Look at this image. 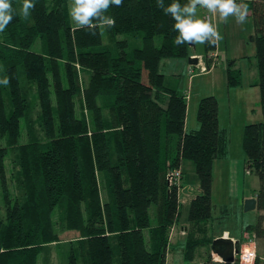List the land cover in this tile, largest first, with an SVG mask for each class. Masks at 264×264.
Masks as SVG:
<instances>
[{"label":"trees","instance_id":"obj_1","mask_svg":"<svg viewBox=\"0 0 264 264\" xmlns=\"http://www.w3.org/2000/svg\"><path fill=\"white\" fill-rule=\"evenodd\" d=\"M18 2L22 4L10 0L16 15L0 40V79L10 77L8 86L0 84V133L8 146L18 148L20 161V194H15L5 169L8 150L0 147L5 206L0 264H38L44 245L58 242L65 231L79 232L86 264H167L170 232L182 214L180 186H170L167 174L181 169L184 161L195 164L200 184L185 227L184 261L211 256L213 170L216 160L228 155L229 132L220 125L214 95L201 98L199 128L186 131V95L168 85L161 72L163 60L191 57L189 45L174 43V21L156 8L155 0H123L107 13L116 21L107 28L114 39L110 47L102 27L94 36L73 28L58 11L57 0L52 7L47 0H34L29 17L20 14ZM171 2L165 0V5ZM247 5L258 63L253 85L260 88L263 121L245 126L243 148L249 171L260 181L257 209L264 212V0H248ZM121 35L128 37L118 39ZM38 38L44 41V53L32 50ZM132 38L141 46L131 47ZM204 46L210 62L217 45ZM82 73L88 75L85 83ZM227 73L229 87L242 84L240 71L230 66ZM28 83L36 88L46 139L33 133L20 144L21 123L29 111ZM77 98L91 113V122L87 115H77ZM100 173L107 178L106 201ZM58 210L57 222L53 216ZM247 229L261 246L254 264H264V214ZM68 264H80L74 249Z\"/></svg>","mask_w":264,"mask_h":264},{"label":"rangeland","instance_id":"obj_2","mask_svg":"<svg viewBox=\"0 0 264 264\" xmlns=\"http://www.w3.org/2000/svg\"><path fill=\"white\" fill-rule=\"evenodd\" d=\"M50 7L54 0H47ZM59 4L58 11L63 14L65 19H68L70 25L75 28L71 18L68 15V6L71 0H57ZM248 0H241V3L247 4ZM20 8L22 4L18 2ZM200 11L202 9H199ZM204 11H201V13ZM198 13L202 18L204 15ZM210 22H212L211 14ZM251 27L253 32L247 36L245 39L246 47L243 48L245 54L244 59H240L238 66L243 72V85L245 90L242 92L243 96H237L234 89H230V94H228L229 89L226 84V69L229 64V57H226V52L223 50L226 42L229 44L233 42L234 39L239 40L241 34V27L239 24H231L225 28L224 24L220 23L218 25V30L220 31L223 39L221 42L222 49L220 51V62L216 69L212 72L206 74H196L193 77L190 76L189 70L191 69V64L189 59L185 58H169L162 62L161 72L166 75L167 84L177 86V88L186 95L188 104V121L189 123H197V113L198 106L201 98L205 96L214 95L221 100L222 104V124L229 128L230 132V142H229V153L226 159L219 160L216 163L214 170V182H213V193L212 201L214 204V222L210 226L211 234L215 236V239L221 236H225V232L228 231V237L238 238L240 240L241 247H249L253 234L248 228L249 225H255L258 223L263 211L245 210V202L247 199L256 198L257 192L260 187L259 178L251 173L247 165V155L243 148V134L244 129L247 124L258 123L263 121V113L261 106V95L260 88L255 86V89L250 88L252 81L258 79V63L255 55L256 47L252 37L255 35V28L252 16H248V21L244 24V28L248 30ZM104 43L110 47L114 44V39L111 32L107 27H102ZM4 32H0V40L4 37ZM246 35V31L243 32ZM127 35H121L118 39H125ZM133 46H141L140 41L131 39ZM162 38L159 36L156 38V44L159 46L161 44ZM32 50L44 53L45 45L42 38H38L35 42ZM242 50V51H243ZM192 52L197 53L198 56L207 62L205 55L204 45H194L192 47ZM192 57H195L192 56ZM198 59V58H197ZM198 63V62H197ZM210 63V62H207ZM196 65V64H193ZM0 70L2 68L0 67ZM82 82H86L88 75L82 73ZM147 80V77H144ZM32 84V83H31ZM28 83V103L29 111L27 119L23 120L21 123V137L20 144H26L30 141L32 134L34 133L38 140L44 141L46 139L45 132L43 130V123L41 121V109L40 104L36 94L35 85ZM249 96V107L251 112L244 115L246 107H244V98ZM52 99L54 105H56V99L54 92H52ZM7 104L9 105V98L6 97ZM10 109V105L7 107ZM76 109L77 115H87L88 121H92L91 113L86 111L81 105V99H76ZM256 113H253L252 111ZM232 112V117L231 113ZM107 115L110 114L109 110H105ZM249 115V116H248ZM30 128V130H29ZM0 147H6L8 150V155L5 159L7 181H9L10 190L12 193L20 194V185L18 181L20 180L18 171L20 169L19 164V151L16 147H10L7 145V139L0 133ZM185 165L186 169V179L185 185L195 187L198 184V176L196 173L195 164L191 161H187ZM99 183L101 186L102 200L106 201L109 199V191L107 178L103 173L99 174ZM156 208L151 209V223L152 226L156 225L155 213ZM190 205L185 204L182 206V214L180 218V225L187 224L189 219ZM59 210L55 212L53 220H60ZM0 216L5 217V206L3 203V193L0 186ZM59 226V224H58ZM59 228V227H58ZM182 231V230H181ZM170 232L169 236V246L167 255V264H211L215 260V256L211 253V256L202 257L192 262L184 261V251H185V241L188 235V231L185 229V233ZM148 240L151 241L152 234L147 232ZM257 253H261V246L255 241ZM74 249L78 255L79 263L86 264L83 248L80 244V234L77 231H65L60 232V240L58 242H49L44 245L42 252L38 257V264H68V258L70 252ZM211 251V248H210ZM234 264H240L236 262Z\"/></svg>","mask_w":264,"mask_h":264},{"label":"clouds","instance_id":"obj_3","mask_svg":"<svg viewBox=\"0 0 264 264\" xmlns=\"http://www.w3.org/2000/svg\"><path fill=\"white\" fill-rule=\"evenodd\" d=\"M122 5L123 0H71L68 15L76 29H85L94 36L98 27H115V19L107 13L110 7ZM155 6L174 21L173 30L178 33L174 39L177 47L186 44L215 46L223 39L217 24L200 17L198 9L206 10L222 24L234 20L236 24L244 25L249 16L248 5L237 0H185L184 4L172 0L167 6L165 0H155ZM35 7L34 0H22L20 14L29 17ZM15 15L16 10L10 0H0V32L12 23ZM0 84L8 86L10 77L0 79Z\"/></svg>","mask_w":264,"mask_h":264},{"label":"crops","instance_id":"obj_4","mask_svg":"<svg viewBox=\"0 0 264 264\" xmlns=\"http://www.w3.org/2000/svg\"><path fill=\"white\" fill-rule=\"evenodd\" d=\"M240 3H241V0H240ZM248 8H249V6H248ZM201 11H204V14H203V12L201 13ZM201 11L198 9V13H200L201 15L203 14L204 17H206V15L208 14L207 11L203 10V9ZM249 16H251L250 9H249ZM211 18H212V23L217 24V27H218V25L220 23H218L217 18L212 16V15H211ZM234 23H235L234 20H230L229 23L228 24H224V26L227 29V27L229 25L234 24ZM240 27H241L240 39L239 40L234 39L233 42L230 43V44L228 42H226L225 46H223V48H224L223 50L226 52V57H229V64H228V67L226 69V84H227V87L229 89L228 94H230V92H231L230 89H234L235 90L234 92H235V94L237 96H243L242 92L245 90V86L243 85V72H242V69L238 66V64H239L240 59H244L246 57L245 54H243V53H245L243 48L246 47L245 39L247 38V36H249L253 32L251 27H249L248 30L244 28V25H240ZM244 31H246V35H243ZM221 44H223V43L221 41H219V43L217 44L216 51L211 53V54H214L217 57V65L210 72H212L214 69H216L217 66L219 65V62H220V51L222 49ZM190 52H191V56L198 55L197 53L192 52V47H191ZM255 55H256V52H255ZM230 66L234 70L240 71L241 79H242V84L240 86H237V87H229L228 86V73L227 72H228V68ZM257 80L252 81V84H255L257 82ZM248 86L250 88L255 89V86H251L250 83H249ZM248 98H249V96H247V95H246V97L241 98V99L244 100V107H246V111L244 112V115H247L248 113L251 112V109L249 107L250 101H249ZM218 100H219V103H220V113H219L220 125H221L222 128L228 130V132H229L230 131L229 128H227L226 126H223V124H222V104H221V100L219 98H218ZM252 112L256 113L254 110ZM230 114H231V117H232V115H233L232 112ZM185 128H186V131H190V130H194V129L199 128L198 119H197V123L195 121L192 122V123H189L188 116H187ZM229 139H230V132H229ZM229 142H230V140H229ZM228 153H229V146H228ZM223 159H226V158H223ZM219 160H222V159L216 160V162L214 164V170H215L216 163ZM186 162L187 161H184L182 163V167H181V170H182L183 175H184V177H183V179L181 181V184H180V188H179V200H180L181 206H183L185 204H189L190 205L192 200L200 193L199 181H198V184L195 187H191V186H186L185 185V181H184L186 179V169H185V167L189 166V165H185ZM214 170H213V174H214ZM186 225L187 224L180 225V223L178 222V224H176L171 229V232H176V234H177L179 230L180 231L182 230L181 233L183 234V233H185ZM225 233H226L225 236L228 237L229 232L226 231ZM233 239L237 240L238 238L234 237Z\"/></svg>","mask_w":264,"mask_h":264},{"label":"built area","instance_id":"obj_5","mask_svg":"<svg viewBox=\"0 0 264 264\" xmlns=\"http://www.w3.org/2000/svg\"><path fill=\"white\" fill-rule=\"evenodd\" d=\"M206 18L210 20L209 13ZM198 58V63L196 65L191 64V69L189 70L190 76L193 77L196 74H206L209 73L217 65V57L214 54L210 55L209 61L207 63L202 56L195 55ZM183 179V172L181 169L170 170L167 174L168 184L170 186H180ZM249 247H242L241 252L235 256V262L240 264H254L257 257V250L255 244V238L250 240ZM217 257V256H216Z\"/></svg>","mask_w":264,"mask_h":264},{"label":"water","instance_id":"obj_6","mask_svg":"<svg viewBox=\"0 0 264 264\" xmlns=\"http://www.w3.org/2000/svg\"><path fill=\"white\" fill-rule=\"evenodd\" d=\"M253 39V37H252ZM190 46V45H189ZM191 45L190 47H193ZM197 57H190V64H197ZM257 209V198L247 199L245 202V210ZM241 242L240 240H234L231 237L221 236L214 239L211 251L214 256L220 257L218 260H214L211 264H233L235 263V256L241 252Z\"/></svg>","mask_w":264,"mask_h":264},{"label":"bare ground","instance_id":"obj_7","mask_svg":"<svg viewBox=\"0 0 264 264\" xmlns=\"http://www.w3.org/2000/svg\"><path fill=\"white\" fill-rule=\"evenodd\" d=\"M216 260H218L217 257H216Z\"/></svg>","mask_w":264,"mask_h":264}]
</instances>
